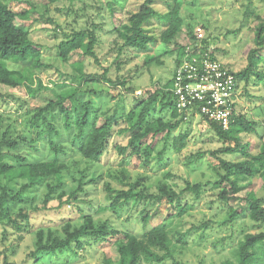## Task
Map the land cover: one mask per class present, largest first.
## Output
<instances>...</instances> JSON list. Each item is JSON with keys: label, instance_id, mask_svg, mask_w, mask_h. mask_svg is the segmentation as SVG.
<instances>
[{"label": "clouds", "instance_id": "clouds-1", "mask_svg": "<svg viewBox=\"0 0 264 264\" xmlns=\"http://www.w3.org/2000/svg\"><path fill=\"white\" fill-rule=\"evenodd\" d=\"M25 7L24 20L13 22V29L25 23L13 33L22 43L12 46L42 45L52 72L45 86L43 62L5 60L38 71L16 84V92L0 81V118L11 130L18 123L17 134L30 141L36 135L31 114L44 109L50 130L13 151L37 170L72 160L82 181L96 183L77 182L76 199L71 190L61 200L59 191L39 185L25 192L33 203L14 208L9 219L46 210L48 195L53 204L81 209L72 216L75 239L60 227L41 239L40 230L3 219L0 264H264V244L253 248L245 240L253 229L264 232V221L234 214L244 202L220 199L216 184L225 176L224 186L258 177L253 199L264 209V0H31L19 5ZM74 34L79 46L56 59L58 45ZM65 92L68 102L74 96L87 105L86 119L53 108ZM98 135L104 144H95ZM81 153L101 162L81 167ZM73 165L61 173L68 184ZM237 166L251 174L237 175ZM114 169L124 176L125 191H138L122 198L103 188L100 181ZM186 203L205 211L180 219L177 205ZM163 236L166 246L157 243Z\"/></svg>", "mask_w": 264, "mask_h": 264}, {"label": "trees", "instance_id": "trees-1", "mask_svg": "<svg viewBox=\"0 0 264 264\" xmlns=\"http://www.w3.org/2000/svg\"><path fill=\"white\" fill-rule=\"evenodd\" d=\"M27 12L25 11L23 13H18L12 11L7 4L0 0V81H3V84L5 86L9 87H15L16 84H18L21 80L24 78L34 75V72L38 70L37 66L32 65L31 63L24 66L23 69H17L10 64L14 63H8L5 65L4 61H12V60H19L24 59L27 57H31L32 60H35L37 62L41 61V51L40 47L37 45H30L25 44L22 48L13 47L12 45H20L22 41L18 39L13 33H21L24 30L25 24H21V27L18 29H13V22L15 21L16 17L19 16L22 20L27 16ZM259 35V33L257 34ZM81 37L78 34H74L71 37H67L65 41L61 42L58 47L61 50V54L58 56L61 61H64V59L67 57L68 53L71 52L73 48H76L79 46L78 41H80ZM254 58L256 60L261 59V56L259 52H254ZM45 67L46 64H45ZM92 80V79H88ZM39 81H41L39 79ZM71 95L69 92H65L62 94L61 99L58 101L52 102V106L55 110L62 113L65 118L71 113L75 111H80L81 114L87 118V113L85 109L87 108V105H80L79 99L74 97L69 102V106L65 105V102L68 100V96ZM44 111V109H42ZM8 130H6L1 138H0V219H8V222L16 223V220L9 219L10 217V203L14 201H20L23 200V193L33 185L40 183V182H46L47 193H52L59 191L61 193L60 199L63 200V197L68 194L66 190L63 187V181L61 173H63L67 166L64 162L57 161L56 164H54L51 167V170H37L35 168L30 167L27 163L23 162V158H20L22 161L19 165H13L9 164L6 161L5 152L4 149H7V151H13L17 150L19 148V143L15 138H11L8 134ZM95 144L101 145L104 144V140L98 135L95 138ZM86 148H91L92 146L90 144L85 145ZM96 152L97 155H101V151L98 148L92 149ZM227 151V149H225ZM80 156L87 162L89 160H93L94 162H99V160H95L94 157H89L84 155L83 153L80 154ZM222 166L227 167V170L229 173L233 171L231 166H227L222 162ZM251 174L249 170L247 169V166H237V175L244 176ZM124 177V176H123ZM229 176L222 177L219 181L216 182L217 187L220 188L219 191V198L229 202L233 197L234 199H238L232 194L237 193L240 191L243 187L237 186L235 184H230V186H224L223 181L229 180ZM21 181L19 189H15L11 184L12 182H18ZM50 181V182H49ZM80 185L84 183V181L81 180V177L78 178V181ZM90 183V182H88ZM165 186H167V181H165ZM77 187V185H76ZM72 189L73 196L72 199H76L75 195V189ZM105 189H110L112 191H115L119 193V195L123 198L129 195L134 194L138 191V188L136 186L133 187L131 192L120 190L116 191L112 189L110 186L106 184ZM253 193L254 191L249 190L247 192V195L243 196L242 199L245 200L246 206H242L241 208H234L233 212L234 214L240 215L241 217H244L248 215L249 213L252 214L253 219H260L264 221V209L260 208L261 201H256L253 199ZM52 202V199L50 196H45V204L46 208L50 207L49 204ZM64 204L70 203L69 201H63ZM168 203H171L169 200ZM186 205V204H185ZM31 206V205H30ZM28 206V207H30ZM57 207H62L59 203H57ZM185 207V206H184ZM184 209V208H183ZM183 209L177 205L176 211L178 213H182ZM41 210V209H40ZM39 211L38 209H33L31 212L25 211L23 216L27 219L29 213H35ZM71 227L72 223L70 221H67L63 224L62 229L67 231L69 233L70 239H75V236L71 234ZM41 231V239H44L48 235V231H45L44 229H38ZM103 231V229H101ZM246 245L255 248L257 245L264 244V232H251L246 238ZM168 239L166 236L158 237L157 243H162L163 245H167ZM151 254V253H149ZM37 260L39 257L36 258Z\"/></svg>", "mask_w": 264, "mask_h": 264}, {"label": "rangeland", "instance_id": "rangeland-1", "mask_svg": "<svg viewBox=\"0 0 264 264\" xmlns=\"http://www.w3.org/2000/svg\"><path fill=\"white\" fill-rule=\"evenodd\" d=\"M3 1L7 4V6L12 11L18 12V13H23V12L29 10L28 7L19 8V5L21 3H24V4L30 6V2H31V0H3ZM21 24H25V23H21ZM47 26H48L47 24L43 25V27H47ZM52 39H56L55 34L53 35ZM39 47L41 48L43 46L41 45ZM50 59H51V57H49V56H46V55L42 56L41 55V61L44 64H46V66H47L48 60H50ZM56 59L60 60L59 57H57ZM68 64L71 66L72 61L69 60ZM10 65L17 68V69H21V68H18L16 64H10ZM24 66H23V68H24ZM45 69H46V72H39V79L41 80V82L45 86H47V81H48V75L47 74H50L52 72V68L47 66V67H45ZM37 71L38 70H36L34 72V75ZM89 78H91V77H85L87 83L93 84V85L98 83V81L96 79L88 80ZM7 87L13 92L19 91V89H17L16 87H14V88L9 87V86H7ZM65 105L69 106L68 100L65 102ZM31 115L33 117L32 121H31L32 128L34 130H36V135L30 141H26L24 136L17 134V131L20 128V125L18 123L16 126V130H11V125H8V127L5 128V124L7 123V121L3 118H0V138H1L2 134L6 130H8L9 136L11 138H15L18 141L19 148L24 146L26 143L29 145H34L36 143V137H42L44 135V132L49 131L50 129H49V124L46 122L45 113L42 109H37V111L35 113H32ZM41 129H43V131H41ZM4 152H5L6 161H8V159H15L16 160V163L13 165H15V166L19 165L22 162L20 160V158H23V157H21L19 155L18 151H7V149H4ZM9 153H11V155H9ZM100 162L101 161L95 162V163H100ZM64 163L67 166V169L64 171V172H66V171H68V166L73 165V161L68 160V161H64ZM78 163L81 167H84V168H87V166H88V162L85 161L81 156L79 158ZM104 163H105V165H107L109 163V161H104ZM73 167L75 169V175H73L72 172H70V171L68 172V179L71 180L72 183L68 184L62 178L63 187L66 190V192H69L70 190L74 189L77 185L78 178H80L82 176L81 171H79V169L76 168L75 165H73ZM182 173H183V169L180 170L179 174H182ZM89 175L91 176V172L89 173ZM123 178L124 177L121 174H118L117 171L114 169L112 172L105 174L103 176V179L100 181V183L103 186V188H105V186L107 184L112 189H114L116 191H120V190H124V187L121 183ZM158 179L159 178L154 177L153 180L149 181L148 183L155 182ZM195 179H196V176H195V174H193L192 180L195 181ZM165 181H167V179H165ZM84 182H87V183L90 182V183L95 184L96 180L93 178V179H89V180L84 181ZM21 183L22 182L19 180L18 182H12L11 185L17 190V189H19ZM167 183H168V181H167ZM260 183H261V180L258 177L254 180L253 183L245 182L241 186L243 188L240 191H238L237 193L232 194V196L234 195L239 200L243 201L244 203L242 204V206H246L245 200H243L242 197L245 196V193H247L249 190L255 191V185H259ZM36 185L40 186L39 190H41V191L47 190L46 182L43 181V182L37 183V184L33 185L32 187L28 188L25 192L35 190ZM24 193H23V200L21 199L20 201H14V202L10 203V214L13 211V209L16 207H19V206L28 207L33 203L35 197L34 196H25ZM85 195H87V193H85ZM231 198L232 199L229 202H234V201L238 200L236 198L234 199L233 197H231ZM49 206L50 207L46 208V210L41 209L35 213H31V214L29 213L27 219L23 216L25 211L22 210L19 213H17L18 218L16 219V223L10 222V224H12L14 227L18 228L21 226L20 222H24V223L28 224L29 226L34 227L35 229H41L42 228L45 231H48V230H51V229L57 228V227L62 228L63 224L67 221H70L72 223V216L81 212V209L78 206L69 207V208L65 209L63 206L57 207V204H53V202H51L49 204ZM201 211H205V209L194 208L191 206L190 203H186L182 213L180 214V219H183V217H190L193 214H199ZM172 215H173L172 212L166 210V218L170 219L172 217ZM0 220H3V219H0ZM252 232H255V229H253ZM24 238L25 239L28 238L27 233L25 234Z\"/></svg>", "mask_w": 264, "mask_h": 264}]
</instances>
